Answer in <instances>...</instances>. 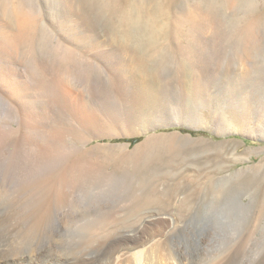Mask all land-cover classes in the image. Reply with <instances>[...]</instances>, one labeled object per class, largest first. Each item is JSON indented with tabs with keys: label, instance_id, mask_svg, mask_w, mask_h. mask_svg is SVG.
Instances as JSON below:
<instances>
[{
	"label": "rangeland",
	"instance_id": "1",
	"mask_svg": "<svg viewBox=\"0 0 264 264\" xmlns=\"http://www.w3.org/2000/svg\"><path fill=\"white\" fill-rule=\"evenodd\" d=\"M20 1L32 14V0H0V16ZM65 3L56 0L73 12ZM174 5L164 16L148 2L130 16L136 27L119 23L114 38L99 29L96 43L75 39L78 22L58 27L49 81L36 72L37 19L0 28V167L36 177L73 170L70 191H50L54 208L102 209L98 220L116 212L114 227L79 223L74 233L139 230L152 249L182 221L203 222L211 251L241 244L253 258L264 250V0H215L184 16L175 11L182 0ZM147 21L165 23L168 38L150 41ZM215 31L220 48L211 46ZM88 44L94 54L81 52ZM148 219L165 224L145 227Z\"/></svg>",
	"mask_w": 264,
	"mask_h": 264
},
{
	"label": "bare ground",
	"instance_id": "2",
	"mask_svg": "<svg viewBox=\"0 0 264 264\" xmlns=\"http://www.w3.org/2000/svg\"><path fill=\"white\" fill-rule=\"evenodd\" d=\"M214 1L182 0V6L178 5L175 11L183 16L187 11L198 15L203 14ZM21 2L23 1L13 7L8 14L0 16V28L12 31L19 23L37 19L43 30L44 42L40 53L38 52L39 62L37 61L38 64L35 66L36 72L47 80L55 74L54 55L55 48L58 46L55 43L59 39L56 35L58 27L68 28L78 22L82 28L75 33V39L81 42L86 40L84 42L86 44L87 39L91 38L96 43L99 29H106L110 32L111 38H114L118 32L119 23L124 24V27L128 29L136 27L138 23L132 21L130 16L132 13H145L148 2H152L155 14L164 16H167L168 10L175 6L174 0H68L70 6L66 3L65 6L73 10L69 13L70 11H61L56 0H32V3L27 5L34 15L31 19L32 14L24 13ZM216 17L219 22L220 17ZM166 27L165 23L158 25L153 21H147L145 28L148 29L146 30L148 39L155 41L156 38L163 40L164 37L168 38ZM194 40L198 48L204 49L206 41ZM211 40V46L220 48L225 38L221 32L215 31L212 33ZM98 43L103 46L100 42ZM206 47H209L208 43ZM231 49L236 50V48ZM91 51L90 44L81 49V52L86 54ZM253 54L252 57L260 55L257 49L253 51ZM3 64L0 61V72L5 69ZM71 172L75 171L66 170L58 174L55 172L56 175L36 177L30 170L20 168L14 176L13 173L0 167V264H264V250L255 257L249 258L241 249V244H232L229 249H223L221 252L211 251L212 242L215 240H212L203 222L200 225L195 224L194 221H182L178 229L172 230L170 236L159 239L152 249H148L150 239L135 237L132 233L139 230L124 231L113 237H89V235L87 237L78 232L74 233L79 229L76 228L79 223L84 224L82 227L84 229L88 226L91 229L92 226L109 229L117 224L114 220H109L115 217L116 212L107 210L106 206L102 214L104 221H101L102 217L101 220L97 218L102 209H99L97 214L98 211L95 212L92 209L94 213L91 208L83 209L85 205H81V208L77 207L79 209L70 208L71 204L53 207L48 197L49 193L51 197V192L55 190L66 188L70 191L68 186L71 185L70 178L73 176ZM55 202L57 204L56 200ZM135 211H138V208ZM151 223L165 224L162 221L149 219L142 222L145 227ZM130 234L132 236H129Z\"/></svg>",
	"mask_w": 264,
	"mask_h": 264
},
{
	"label": "trees",
	"instance_id": "3",
	"mask_svg": "<svg viewBox=\"0 0 264 264\" xmlns=\"http://www.w3.org/2000/svg\"><path fill=\"white\" fill-rule=\"evenodd\" d=\"M135 140H136V138H132V139H130L129 141H130L131 143H133Z\"/></svg>",
	"mask_w": 264,
	"mask_h": 264
}]
</instances>
